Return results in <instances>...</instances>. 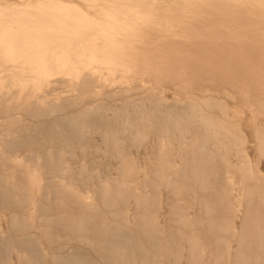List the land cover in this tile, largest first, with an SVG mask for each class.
<instances>
[{
	"label": "bare ground",
	"instance_id": "6f19581e",
	"mask_svg": "<svg viewBox=\"0 0 264 264\" xmlns=\"http://www.w3.org/2000/svg\"><path fill=\"white\" fill-rule=\"evenodd\" d=\"M259 80L264 0H0V128L12 133H0V167L7 146L33 147L55 174L46 187L26 172L0 180L16 229L0 230V264H264V174L225 99L264 104ZM149 81L151 94L110 104L117 85ZM59 86L82 96L64 110L38 100ZM95 136L115 176L87 154ZM255 139L264 159L261 126ZM33 191L51 213L39 236Z\"/></svg>",
	"mask_w": 264,
	"mask_h": 264
},
{
	"label": "rangeland",
	"instance_id": "374dc122",
	"mask_svg": "<svg viewBox=\"0 0 264 264\" xmlns=\"http://www.w3.org/2000/svg\"><path fill=\"white\" fill-rule=\"evenodd\" d=\"M96 70L94 72L103 75V78L110 79L108 77V73L105 71L103 68H95ZM114 80L115 82H123L122 79L114 78L110 79ZM260 81V80H259ZM152 82H147L144 85H135L131 87L129 92H125L124 86L125 84H119L116 86V91L118 92L116 98L110 101L111 105H120V104H129L130 102L128 101L130 98L134 97H142L147 94L152 93ZM159 86L164 94V96L168 99L171 100L173 97L178 96L177 98H181L180 96V91H175L173 92V86L171 83L168 81H161L159 83ZM247 86H249V82H247ZM259 90H256L258 93H261V100L264 102V81L261 80L259 83ZM57 90H52L49 95L46 96H39L38 100L46 98V100L52 102L53 105L60 104L61 103V109L64 110L68 105H70L71 102H73V97L80 96L81 92L80 90H76L75 92L70 91L71 89L66 88V86H59L56 88ZM227 93H229L228 96H226L225 99H227V105L231 109L230 114L232 118L236 121V123L239 125L241 133L243 135V140L245 142V148L247 147V152L249 154V157L251 158V162L253 165H257L258 168L260 169V172L264 174V159L259 155V152L257 150L256 146V139H255V131L258 126H261L264 129V111L263 105L260 101L259 104L256 102H252L250 99H244L240 100L239 95L236 94V91L233 89H228ZM132 95V96H131ZM82 96V94H81ZM42 97V98H41ZM186 100H192L195 98V93L189 92L186 96H182ZM84 98H88V96H84ZM45 100H41V103H44ZM128 101V102H127ZM96 100H88L85 99L81 102L78 103L80 107L83 106H90V104L94 105L96 104ZM23 120L27 122V117L22 113L20 114ZM0 133L1 135H6L7 137L11 138V129L10 127H1L0 128ZM95 136L93 137L94 142L93 143H88L86 145V148H88L87 154L91 156V158L99 163H104L106 162L107 168H108V173L111 174L112 176H115L114 174V169L117 168L118 163L115 158H105L103 156V151H104V145L101 141H99V138ZM146 145V143H144ZM76 146V147H75ZM74 147L77 149V144L74 145ZM143 151L145 148L142 149ZM6 155L9 159V163L4 165L3 167H0V180L3 178L8 179L9 181H19V174L26 172L27 175L26 177L28 178V182H31L30 178L31 176L37 175L39 177L38 181V187L39 184L44 185L45 187L50 184L49 180L46 182V178L48 177L51 178L55 174L53 173V170L50 169L48 166L43 165V158L46 154V151H40L38 149H35L33 147L27 148V147H21L19 149L17 148H10L7 146L5 148ZM111 153V152H110ZM77 154V153H76ZM74 154V156L76 155ZM81 157V153L78 152V157ZM141 160V158L139 159ZM144 161V160H143ZM109 163V166H108ZM78 165H74L73 168L77 169ZM234 172V171H232ZM114 174V175H113ZM229 178V175H228ZM30 180V181H29ZM1 183V182H0ZM238 186V187H237ZM237 187V190L235 188ZM242 183L236 185L234 182L232 183V189H233V195L236 193L239 194L237 191L242 193ZM139 191L143 192L146 191L145 189L142 188V186L139 184L138 185ZM50 189V188H49ZM45 191L44 196L46 193L49 191ZM38 190V189H37ZM43 196V192L35 193L33 191V196L31 199L33 200V203L31 204L30 207V212H29V220L32 226V232L36 236H39L41 231H43L46 226H43L42 222V217L45 215L47 218L51 217L50 212L43 213V216L41 217L42 214H39L36 209V202L40 200V196ZM241 197V196H240ZM44 200V199H43ZM242 199H237L235 200V207L237 208L236 210L238 211V216L235 219V223H238V217L240 214V209H242ZM17 212H19L17 210ZM10 215H11V205L7 203H2L0 202V230L1 232H9L13 231L15 232L10 222ZM19 215V213H18ZM162 217V214L160 215ZM23 232V231H22ZM3 233V234H5ZM1 254V259L4 260L7 257L6 254L3 252ZM23 264V262H21ZM13 264H17L16 260L13 257Z\"/></svg>",
	"mask_w": 264,
	"mask_h": 264
}]
</instances>
